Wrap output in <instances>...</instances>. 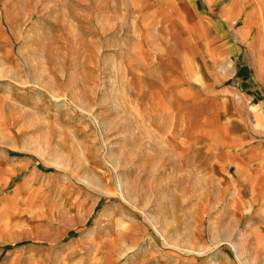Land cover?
<instances>
[{"label": "rangeland", "instance_id": "374dc122", "mask_svg": "<svg viewBox=\"0 0 264 264\" xmlns=\"http://www.w3.org/2000/svg\"><path fill=\"white\" fill-rule=\"evenodd\" d=\"M130 8L0 0V247L13 264H264V176L161 93L169 64L148 65Z\"/></svg>", "mask_w": 264, "mask_h": 264}, {"label": "crops", "instance_id": "0c3cea01", "mask_svg": "<svg viewBox=\"0 0 264 264\" xmlns=\"http://www.w3.org/2000/svg\"><path fill=\"white\" fill-rule=\"evenodd\" d=\"M130 9L148 65L169 64L161 93L203 113L226 165L264 176V0H131ZM11 246L0 264H13Z\"/></svg>", "mask_w": 264, "mask_h": 264}, {"label": "bare ground", "instance_id": "6f19581e", "mask_svg": "<svg viewBox=\"0 0 264 264\" xmlns=\"http://www.w3.org/2000/svg\"><path fill=\"white\" fill-rule=\"evenodd\" d=\"M237 247V246H236Z\"/></svg>", "mask_w": 264, "mask_h": 264}]
</instances>
